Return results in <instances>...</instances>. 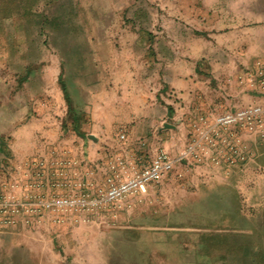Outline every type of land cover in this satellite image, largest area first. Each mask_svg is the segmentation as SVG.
Returning <instances> with one entry per match:
<instances>
[{
    "label": "rangeland",
    "instance_id": "1",
    "mask_svg": "<svg viewBox=\"0 0 264 264\" xmlns=\"http://www.w3.org/2000/svg\"><path fill=\"white\" fill-rule=\"evenodd\" d=\"M237 1L0 0V149L7 153L0 154V191L20 180L29 160L64 150L98 181L112 155L142 165L165 149L175 159L146 195L115 209L15 228L37 233L47 264H96L98 256L115 264L126 258L138 216L168 213L210 190L217 168L181 157L200 117L235 110L256 94L238 75L261 60L223 58L222 32ZM242 2L251 25L258 2ZM205 237L219 253L228 250L220 237ZM132 250L146 264L147 253ZM219 255L217 262L226 259Z\"/></svg>",
    "mask_w": 264,
    "mask_h": 264
},
{
    "label": "crops",
    "instance_id": "2",
    "mask_svg": "<svg viewBox=\"0 0 264 264\" xmlns=\"http://www.w3.org/2000/svg\"><path fill=\"white\" fill-rule=\"evenodd\" d=\"M242 1H237L232 16L234 20L222 32L225 36L221 48L226 54L222 56L226 59L248 56L264 61V14L259 7L260 1L252 0L258 3L251 11V25L246 22ZM253 147L255 155L245 164L216 167V172H220L216 177L220 179L212 180L204 197L193 195L182 199L178 208L168 209V213L152 208L138 216L131 226L135 235L126 238L129 239L126 258L116 256L114 263L137 264L134 258L137 254L132 250L136 247V250L147 253L146 264H154L155 259L156 264H160V258L164 259L163 264H229L226 252L219 253L222 247L205 236L213 237L215 241L220 237V246L226 249L248 246L252 251L260 250L264 244V142ZM0 154L5 156L7 153L0 149ZM245 165L247 167L242 169ZM178 171L180 168L176 174ZM190 183L189 180L184 186ZM16 233L14 227L0 225V264L48 263L44 253L48 248L37 239V233ZM123 233L126 237L127 231ZM141 242L147 245L140 248ZM219 254H225L226 259L217 262ZM56 260V264H65L61 258ZM85 261L77 258L74 264H84ZM94 262L100 264L99 256Z\"/></svg>",
    "mask_w": 264,
    "mask_h": 264
},
{
    "label": "built area",
    "instance_id": "3",
    "mask_svg": "<svg viewBox=\"0 0 264 264\" xmlns=\"http://www.w3.org/2000/svg\"><path fill=\"white\" fill-rule=\"evenodd\" d=\"M238 78L256 94L235 110L200 117L190 133L181 160L214 167L243 165L255 155L254 145L264 142V62L242 71ZM31 159L23 176L0 191V225L24 228L51 217L56 222L85 220L128 198L146 195L175 159L161 149L142 165L133 157L112 155L102 181L88 172L67 151ZM87 175V176H86Z\"/></svg>",
    "mask_w": 264,
    "mask_h": 264
},
{
    "label": "trees",
    "instance_id": "4",
    "mask_svg": "<svg viewBox=\"0 0 264 264\" xmlns=\"http://www.w3.org/2000/svg\"><path fill=\"white\" fill-rule=\"evenodd\" d=\"M226 254L229 257V264H264L263 246L258 251H252L248 246L229 248ZM237 258L240 259L237 260Z\"/></svg>",
    "mask_w": 264,
    "mask_h": 264
}]
</instances>
